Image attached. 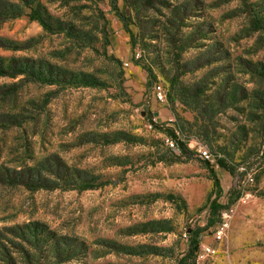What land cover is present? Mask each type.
<instances>
[{
    "label": "rangeland",
    "instance_id": "1",
    "mask_svg": "<svg viewBox=\"0 0 264 264\" xmlns=\"http://www.w3.org/2000/svg\"><path fill=\"white\" fill-rule=\"evenodd\" d=\"M118 8L133 41L111 0H0V64L25 72L0 77V264H177L215 198L204 161L223 209L198 264H264V0Z\"/></svg>",
    "mask_w": 264,
    "mask_h": 264
},
{
    "label": "trees",
    "instance_id": "2",
    "mask_svg": "<svg viewBox=\"0 0 264 264\" xmlns=\"http://www.w3.org/2000/svg\"><path fill=\"white\" fill-rule=\"evenodd\" d=\"M112 8L113 10L117 13L119 16L124 30L127 32V34L130 36L131 41L135 39V36L133 32L130 29V23L124 16H122L119 12L118 8V0H111ZM18 17L17 14H12L10 18H16ZM30 19L32 21L38 22L46 31L51 30V26L46 20L44 16H42L38 11L33 10L30 14ZM263 21L260 18H254L253 19V26L254 29L256 30H264V24L262 23ZM132 47H134V44H132ZM25 72L23 70H16L15 67H12V70H10L9 67L6 65L0 64V77H16L18 75H23ZM85 83V82H82ZM89 83V82H86ZM92 85V84H91ZM86 86H90V84H87ZM167 137L173 141L176 145L179 147L180 151V156L185 157V158H190L191 152L188 148V145L184 142H181V140L178 138L176 132L174 130H168L166 132ZM217 164L225 169L227 172H229L231 175H233L232 171L229 169L227 164L225 163L224 160L222 159H216ZM204 167L210 172L211 178L214 181V191H215V198L211 202L209 206V216H208V221L206 227H197L195 229H187V235H188V248L185 252V254L178 260L177 264H198L197 262V255L200 250V244H201V234L209 229L214 227L218 222L219 219L221 218L222 215V209L223 205L220 204L219 200L223 194V190L220 184V180L213 168V166L210 164L209 161H204ZM14 181L13 183L19 184L24 186L30 191H34L37 189H50L51 188V181H49L47 178H42L38 177L36 180L30 179H25L23 176L20 175V177L13 178ZM71 189L72 190H81V191H86V190H93L96 189V186L84 182V183H72L71 184Z\"/></svg>",
    "mask_w": 264,
    "mask_h": 264
},
{
    "label": "built area",
    "instance_id": "3",
    "mask_svg": "<svg viewBox=\"0 0 264 264\" xmlns=\"http://www.w3.org/2000/svg\"><path fill=\"white\" fill-rule=\"evenodd\" d=\"M154 93H155V97L158 101H165L166 100V92L165 90L163 89L162 85L161 84H158L155 86V89H154ZM168 144L170 146V148L179 153L180 154V151H179V147L178 145H176L173 141L171 140H168ZM200 153L206 158V159H210V155L208 154V152L206 150H199ZM221 228V227H220ZM218 238H221V229L220 231L218 232Z\"/></svg>",
    "mask_w": 264,
    "mask_h": 264
}]
</instances>
